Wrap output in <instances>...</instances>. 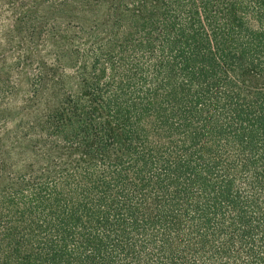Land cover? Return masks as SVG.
Instances as JSON below:
<instances>
[{
  "label": "trees",
  "instance_id": "obj_1",
  "mask_svg": "<svg viewBox=\"0 0 264 264\" xmlns=\"http://www.w3.org/2000/svg\"><path fill=\"white\" fill-rule=\"evenodd\" d=\"M0 264H264V0H0Z\"/></svg>",
  "mask_w": 264,
  "mask_h": 264
},
{
  "label": "rangeland",
  "instance_id": "obj_2",
  "mask_svg": "<svg viewBox=\"0 0 264 264\" xmlns=\"http://www.w3.org/2000/svg\"><path fill=\"white\" fill-rule=\"evenodd\" d=\"M26 89H27V86L25 84H23L21 86L20 90L11 97V99H10L11 103L12 104H20L22 102L23 97L26 94ZM3 112H4V104H3Z\"/></svg>",
  "mask_w": 264,
  "mask_h": 264
}]
</instances>
